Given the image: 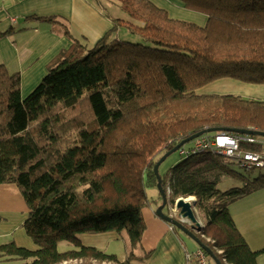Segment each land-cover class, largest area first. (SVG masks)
<instances>
[{
  "label": "trees",
  "instance_id": "16d2710c",
  "mask_svg": "<svg viewBox=\"0 0 264 264\" xmlns=\"http://www.w3.org/2000/svg\"><path fill=\"white\" fill-rule=\"evenodd\" d=\"M117 1L131 19L113 18L91 48L64 24L71 46L26 96L20 73L0 63V184L21 189L28 206L22 228L34 244H0V264H115L116 254L80 236L114 231L139 244L163 154L209 127L264 132L263 100L202 89L222 78L264 84V0H176L204 14V24L174 17L152 0ZM119 28L144 43L112 38ZM263 146L242 145L258 152ZM225 175L246 183L221 191ZM162 185L172 204L196 197L207 216L196 235L222 264H259L264 249L250 247L228 205L264 188L263 171L247 177L222 154L205 151L170 167ZM61 240L75 248L59 251Z\"/></svg>",
  "mask_w": 264,
  "mask_h": 264
},
{
  "label": "crops",
  "instance_id": "0c3cea01",
  "mask_svg": "<svg viewBox=\"0 0 264 264\" xmlns=\"http://www.w3.org/2000/svg\"><path fill=\"white\" fill-rule=\"evenodd\" d=\"M152 1L168 9L174 17L189 19L198 24L206 21L204 14L191 11L176 0ZM103 2L104 0H0V33L14 29L10 34L0 37V63L5 64L11 73H20L24 96L46 75L48 64L61 51L71 46L72 39L61 33L64 24L73 30L74 36L76 34L86 38L88 45H95L113 28V18L119 17L105 13L101 6ZM121 31L119 28L111 36ZM205 92L238 94L264 101V84L246 83L232 78L214 81L211 87H206ZM160 173L165 175L162 171ZM19 189L15 184H0V239L13 236L12 240L18 244L32 248V240L22 229L28 215V206ZM148 190L152 202L143 209L145 229L139 242L145 254L140 256L138 262L133 261V264H194L195 260H188V255L201 248L200 245L195 240L198 245L188 242L184 236L189 235L157 215L156 209L162 203L161 193L157 186ZM11 191L18 192L13 202L6 201L5 196L7 194L11 197ZM166 192L169 198L171 192L169 189ZM190 197L186 199H196L195 196ZM169 204L167 211L175 213V205L170 200ZM228 210L250 247L253 250H263L264 188L233 200L229 203ZM194 211L204 227L207 216L197 207ZM80 237L85 245L116 254L118 259L117 249L126 240L124 235L114 231L85 232ZM133 250L134 247H131L129 255H135ZM258 258L259 264H264V252ZM124 261L119 259L115 264H122ZM208 264L211 263L208 261Z\"/></svg>",
  "mask_w": 264,
  "mask_h": 264
},
{
  "label": "rangeland",
  "instance_id": "374dc122",
  "mask_svg": "<svg viewBox=\"0 0 264 264\" xmlns=\"http://www.w3.org/2000/svg\"><path fill=\"white\" fill-rule=\"evenodd\" d=\"M103 8H104V12L105 13H111L112 15L114 16H117V17H121V18H124V19H131L130 15L124 11L118 4V1L117 0H104V2L102 3ZM171 14V12H170ZM172 16H175V15H172ZM178 18V17H177ZM181 18V17H180ZM185 19V18H184ZM189 20V19H188ZM73 31V30H72ZM76 33H78L76 31ZM75 37L80 39L82 42L84 43H89V41L82 37V36H79V35H76L75 34ZM112 38H119L121 40H129V41H132V42H141V43H144L142 37H140L139 35L137 34H133L131 33L130 31L128 30H123L117 34H114L113 36H111ZM87 46L89 48L93 47L91 45H88ZM206 87H211V84L210 85H207L205 86L204 88H202L204 91L206 89ZM207 89H210V88H207ZM193 144V141L191 142H188L185 144L186 147H191ZM185 155L184 154H181L180 150H177L175 152H173L172 154H170L164 161L163 163L161 164V166L159 167V171H162L164 172V174L166 175V173L168 172V170L170 169V167H172L173 165H175L178 161H180ZM233 167L235 168V170L238 172V173H241L242 175H247L248 176H251V177H257V175L260 173V172H264V168H262V171H260L261 169L260 168H255V169H252V171L250 170H246L244 169L243 167H240L239 165L237 164H233ZM161 174V173H160ZM246 183V180H244L241 176H230V175H225L223 176L217 183V188L221 191H225V190H228L232 187H241L243 186L244 184ZM20 191V195L22 196V193H21V190L19 189ZM255 191V190H254ZM253 192V191H252ZM148 193L150 194L149 190H148ZM251 193V192H250ZM11 197H9V195H5L6 196V201H14L15 198H16V194H18L17 191H11ZM151 195V194H150ZM23 198V196H22ZM24 199V198H23ZM16 204V203H15ZM165 211H167V207H165L164 209ZM23 229V228H22ZM125 236V242L121 243L117 249V252H118V256H119V259L122 261H124L125 259H127L129 256V252L131 251V247L133 248L131 242H130V239H129V236L127 234L124 235ZM184 236V234H183ZM185 239L190 242L191 244L193 245H198L194 239H192L191 237L189 236H184ZM13 236H8V237H4V238H1L0 239V244L2 243H8L12 240ZM20 245V244H19ZM75 248L74 244L71 243L70 241L68 240H61L59 243H58V250L59 251H67L69 249H73ZM134 253H135V256L132 258L133 261L135 262H138L140 260V256L144 255L145 254V251H143V246L141 247L140 244H137L135 247H134ZM212 259V258H211ZM258 261H259V258H258ZM209 262L211 264H216L215 261L212 259L209 260ZM73 263H77V262H73Z\"/></svg>",
  "mask_w": 264,
  "mask_h": 264
},
{
  "label": "built area",
  "instance_id": "2783aa9c",
  "mask_svg": "<svg viewBox=\"0 0 264 264\" xmlns=\"http://www.w3.org/2000/svg\"><path fill=\"white\" fill-rule=\"evenodd\" d=\"M191 147L182 146L181 154H197L205 151H213L222 154L230 159L233 164H237L246 170L264 168V150L262 152L243 149L244 143H262L264 137L254 134L239 133L232 131H217L214 134L205 133L195 138ZM264 147V146H263ZM193 259L198 264H208L207 252L199 248L188 255V260Z\"/></svg>",
  "mask_w": 264,
  "mask_h": 264
},
{
  "label": "water",
  "instance_id": "95a60500",
  "mask_svg": "<svg viewBox=\"0 0 264 264\" xmlns=\"http://www.w3.org/2000/svg\"><path fill=\"white\" fill-rule=\"evenodd\" d=\"M223 130H231L234 132L239 133H247V134H254L258 136L264 137V132L256 129H242V128H226V127H209L205 128L204 130L197 132L195 134L190 135L186 139H184L181 143L176 145L172 150L166 152L162 155V157L157 161V163L154 166V171L157 176V187L161 193L162 197V203L159 205L156 209V213L158 216L163 218L164 220L172 223L174 226L182 230L184 233L189 235L192 239H194L202 249H204L209 256L215 261L216 264H222L219 258L215 255V253L212 251L210 247H208L206 244H204L201 239L196 235V231H199L202 226L201 223L198 221V218L195 213V207L197 200L195 198L192 199H186L185 197H179L175 200L173 203V206L175 208V213L173 211L172 214H170L168 211L166 212L164 209L169 204V198L166 190L164 189L162 185V175L160 174L159 167L163 163V161L173 152L177 151L185 145L188 142H191L195 138L205 134V133H211L215 131H223ZM170 205V204H169ZM189 222V223H185Z\"/></svg>",
  "mask_w": 264,
  "mask_h": 264
},
{
  "label": "clouds",
  "instance_id": "9594fccd",
  "mask_svg": "<svg viewBox=\"0 0 264 264\" xmlns=\"http://www.w3.org/2000/svg\"><path fill=\"white\" fill-rule=\"evenodd\" d=\"M183 146H185V145H183ZM181 148V147H180ZM180 150V149H179ZM185 198H191L190 196L189 197H185ZM207 255H208V253H207Z\"/></svg>",
  "mask_w": 264,
  "mask_h": 264
}]
</instances>
